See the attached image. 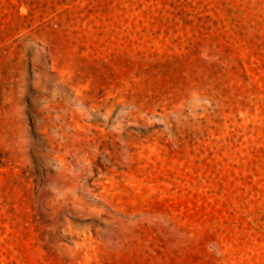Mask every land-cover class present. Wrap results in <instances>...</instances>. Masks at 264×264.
Returning <instances> with one entry per match:
<instances>
[{
    "label": "rangeland",
    "instance_id": "obj_1",
    "mask_svg": "<svg viewBox=\"0 0 264 264\" xmlns=\"http://www.w3.org/2000/svg\"><path fill=\"white\" fill-rule=\"evenodd\" d=\"M0 264H264V0H0Z\"/></svg>",
    "mask_w": 264,
    "mask_h": 264
}]
</instances>
